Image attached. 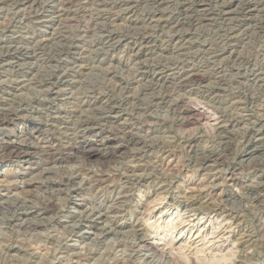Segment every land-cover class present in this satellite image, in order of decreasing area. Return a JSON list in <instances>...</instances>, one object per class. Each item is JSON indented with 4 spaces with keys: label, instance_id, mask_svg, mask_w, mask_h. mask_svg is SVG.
Instances as JSON below:
<instances>
[{
    "label": "rangeland",
    "instance_id": "obj_1",
    "mask_svg": "<svg viewBox=\"0 0 264 264\" xmlns=\"http://www.w3.org/2000/svg\"><path fill=\"white\" fill-rule=\"evenodd\" d=\"M33 1L35 2V0ZM104 1L74 0L73 7L71 6L70 11L68 10L65 14L58 10L62 8L61 4L63 5L64 0H36L38 5L33 8H30L31 5L29 4L23 5L22 0L20 2L18 0L17 2L16 0L0 2V42L2 41V45H0V100L7 101L9 106L6 108L12 111L15 108V112H18L21 117L13 124H0V141L23 145V141L20 140L22 134L29 127L39 125L41 127L48 126L44 128L45 134L47 129H50V132L59 135L60 138H64V142H68L72 137L87 136V130L85 131L82 126H79L84 117L83 120L90 121L89 128L92 127V129L97 126V128H105L107 131L109 129L113 131L116 127V129H123L124 127L136 128L135 133L142 134L141 136L147 139L149 138L150 145H154L144 150L138 149L139 147H131L132 149H129L128 152H123V155L121 154L115 160L107 162H104L98 153L89 161L83 158H76L67 162L49 165H44L43 159L39 154L29 158L1 159L0 264H264V93L262 91L259 92V90H256V92L251 88V83L245 82L240 77L235 80L236 83L233 86L235 89L226 84L220 86L215 79L196 85L197 87H181L177 85L178 81L172 79L167 85L159 84L160 86L162 85L161 88L155 91H147L144 88L148 89L150 84L141 76L142 73H145L142 71L147 72L148 70L152 72L156 70L158 64L167 66L168 63H170L168 66L172 69L175 67L179 69L191 67L199 73L211 70L216 65L215 63H217V66L222 63L220 65L222 67H232L233 62L229 53L215 59L217 62L213 60L209 66L204 67H202V64L197 63L193 56L206 47H218L221 37L226 39L235 30H238L236 28L237 23L227 22L221 24L217 20L218 24L209 23L210 25H208L206 23L199 25V27L191 25V21L189 19L185 20V16H182L181 8L183 4L187 3L190 9L192 7L195 9V4L192 3L193 0H170V2L169 0H158L157 2L156 0ZM207 1L212 4L213 8H216L213 10L218 15L216 17L219 18L220 14L222 15L221 4L215 0ZM229 1L231 0H227V2ZM260 1L262 2L263 0H234L233 10L235 9L234 11L237 13L236 17L239 18L240 16L239 19H243L242 8H245L249 3L256 4ZM222 2L226 1L222 0ZM39 5L43 7L41 8ZM155 5L156 7H154ZM35 8L39 11L38 13H36L37 10ZM103 9L105 12L102 11ZM107 10L108 13L106 12ZM162 10L164 13H162ZM42 11L45 12L42 13ZM146 11H149V13ZM59 13L63 16L59 17ZM263 15L264 13L262 15L257 13L255 19H264ZM70 18L74 19L70 21ZM159 19H162V21ZM59 21L61 22L59 23ZM96 23H98V26ZM200 26L202 27L200 28ZM57 27L66 28L62 29L63 32L61 31L65 42L60 44H58L59 42L52 43L50 46L53 48L51 49L48 46L40 56L41 58L37 59L30 55L28 58L23 57L19 60L8 58L10 54L15 53L19 49L27 53L35 51L38 45L37 42L47 39L51 31H54L55 28V30H58ZM250 27L251 25H247L241 30L244 32L249 31L247 33V42L242 44H247V47L249 44L253 46L250 47L253 52V61H255L252 71L264 70V37L257 34ZM93 28L95 31H93ZM204 29L207 34L203 32ZM114 30L117 32L115 33ZM222 30L224 31L222 32ZM137 32H142V34L139 33V35ZM109 33L115 34L116 39L108 41L109 36H111ZM85 35L86 37H84ZM179 35L185 36V39H178L177 43V41H174V36L177 38ZM187 40L191 43L189 44ZM199 41L201 42L199 43ZM55 45H58V47ZM69 45L72 46L70 47ZM59 46L62 48H59ZM186 46L187 49H184ZM67 47L68 49H66ZM180 47L184 48L181 49ZM27 49L29 51H26ZM59 49L61 50L59 51ZM49 50H51L50 53ZM192 52H194V55L191 54ZM137 53L140 54L138 55ZM188 53L190 56H188ZM224 57L225 59H223ZM141 60L145 63H142ZM139 61L141 62L139 63ZM173 61L176 62L174 63ZM152 62L153 64H150ZM178 63L179 66H177ZM141 64L145 66L142 67ZM242 70L243 74H248L251 71L245 68H242ZM235 72L238 73L237 70ZM40 78H43V80ZM139 78H141L140 81H138ZM159 79L162 80V78ZM126 81L128 83H125ZM54 82L59 84L57 83L56 85ZM174 86H177V88ZM207 86L209 89H214V87L215 90L217 89V93H215L217 97L215 94L207 95V93H204ZM231 87L236 91V95L235 91L231 90ZM161 89L163 90L161 91ZM247 89L251 94L256 93L252 95V100H247L248 96H250ZM165 90L168 92L167 95L170 94L171 96H169L171 103L157 100L164 93L166 95ZM225 90H230V92ZM148 92L150 93L148 94ZM151 93L155 95L153 96ZM173 97L177 98L176 100L178 98L190 100L191 98L196 104L199 101V105H197L204 112L211 113V118H214V115L219 116L223 112V114L229 113V106L232 103H244L243 105L246 107L244 108L243 106L242 109L235 112L236 114L234 113L236 118H243L244 121L241 120L242 123L236 127V124L232 125L233 119L230 118V121L228 118L230 122H226L225 125L229 132L227 139L224 136L222 138L217 135V132L213 129H209V131L207 129L203 132L201 124L204 121L198 118L193 125L182 127V118L173 112V104L175 103V99H171ZM14 100L17 103L21 101L20 103L22 104H17ZM90 101H92V104L86 105V102ZM135 101L136 103L134 104ZM194 103H188V106H196ZM213 107L218 109H213ZM225 108H228L229 111ZM215 110H217V113ZM24 116L26 117L24 118ZM51 129L53 130L51 131ZM234 130L236 131L234 132ZM189 136H192L191 139H195V145H197L193 149L187 144L191 140ZM87 137L89 143L93 142L92 144L99 145L96 135ZM152 138L153 140H150ZM161 143L164 144L162 145ZM224 146H230L229 151H231L228 152L230 155H228L225 164H213L210 170H206L201 163V158L204 157L201 156L203 154L205 156L211 151L213 153L217 151L216 154L222 155ZM133 150H135V153ZM233 150L237 153L235 154ZM156 165L158 166L155 168ZM233 172L235 176H232ZM130 174L133 176L136 174L135 176L141 177V182L137 185L123 184L126 181V176L133 177ZM104 178H107L106 181ZM91 180L96 182L91 183ZM60 189L64 191L63 194H60L61 196L53 194L54 191L56 192ZM124 194L126 195L125 197ZM45 196L48 197L46 198ZM190 196L199 197L200 202L197 208H201L200 212L185 210L186 202ZM49 197L51 198L50 200L53 199L52 201L57 204V209L47 216L38 215L39 212L44 211L47 205L45 203L50 201ZM46 199H48V202ZM140 201H143L145 206L140 207ZM23 204H25V208ZM216 204L218 208L215 206ZM205 205L208 208L212 207L213 211H206L208 208ZM98 206L103 207L105 216L97 217L90 214L91 208L94 210ZM22 214L25 216L23 215L20 218ZM86 215L89 218L91 217L90 223L95 224V226L83 223L82 220ZM79 219L82 223H80ZM11 222H13L12 225ZM138 228L143 229L146 234L142 230L141 233L144 236L148 237L152 233L158 238L166 239L169 243L173 240L182 239L180 242L181 247H179L181 248L180 252L175 253L176 256L175 254L173 255L175 259H173V256H170V258L169 256L165 257V255L155 254L139 247L137 241L140 235L143 234L138 232ZM244 235L250 236L251 239L249 237V242L241 245V239L245 237ZM194 245L196 246L194 247ZM196 256L200 257L198 258L200 262L196 260Z\"/></svg>",
    "mask_w": 264,
    "mask_h": 264
},
{
    "label": "bare ground",
    "instance_id": "obj_2",
    "mask_svg": "<svg viewBox=\"0 0 264 264\" xmlns=\"http://www.w3.org/2000/svg\"><path fill=\"white\" fill-rule=\"evenodd\" d=\"M2 1H6V0H0V2H2ZM11 1V0H10ZM19 2H20V0H18ZM23 1V5H31V7L30 8H33V7H36L38 4L36 3V0H35V2L33 1V0H22ZM85 1V0H84ZM104 1V0H103ZM129 1V0H128ZM135 1V0H134ZM155 1V0H154ZM154 1H153V3H154ZM158 0H156V2H157ZM181 1V0H180ZM217 3H220L221 4V10H222V15L220 14V16H219V18L218 17H216V16H218V15H216L215 14V12H214V8L212 7V4L209 2V1H207V0H193L192 1V3H194L195 4V9H193V7L190 9L189 8V6H188V4L187 3H185V1H184V3L185 4H183V6H182V8H181V14H182V16H185L184 18H185V20L187 19H189L190 21H191V25H193V26H197V27H199V25H202V24H206V23H208V25H210L209 23H217L218 21H220V23L221 24H224V23H227V22H230V23H237V27L236 28H238V30L235 32H233L231 35H229V36H227V38L226 39H224V37L222 38H220L219 40H221L220 41V44H219V46L218 47H216V48H212V47H206V48H204L203 50H200L199 52H197V54H195L194 55V52H192L191 54H193L192 56H193V58L197 61V63H199V64H202V67H204V66H209L210 64H211V62H213V60L215 61V59H218L220 56H223V55H225L226 53H229L230 54V56H231V59H232V62H233V66L232 67H222V66H220L222 63H220V65H218L217 66V63H215L216 65L211 69V70H207V71H203L202 73H199L196 69H193V68H191V67H186V68H184V69H179L178 67H175V68H171L170 66H168V64H170V63H168L167 64V66H165V65H160V64H158V67L156 68V70H154V71H152V72H150V71H148L147 70V72L146 71H142V72H145V73H142V78L144 79V80H147V83H149L150 85H149V87H148V89H146V88H144L145 90H147V91H155V90H157L158 88H161V86L159 85V84H165V85H167V83L170 81V80H174V81H178L177 82V85H179V86H181V87H186V86H196V85H201L202 83H205V82H207V81H209V80H211V79H215L216 81H218L219 82V85L221 86L222 84H226V85H230V86H234V84L236 83L235 82V80L236 79H239V77L240 78H243L244 80H245V82H248V83H251V88H253L255 91L256 90H259V92L260 91H262L263 93H264V70H254V71H252V68L254 67V63H255V61H253V58H252V54H253V52L251 51V49H250V47H253L252 45H250L249 44V46L247 47L246 45L247 44H242L243 42H247L246 40H247V33L249 32H244V31H241L244 27H246L247 25H251V29H253L254 31H256V33L257 34H260L261 36H263L264 37V19H258V20H256L255 19V15L258 13H260V15H262L263 13H264V11H262V9H264V0L261 2H259V3H256V4H254L253 2V4H247V6L245 7V8H242L243 9V15H244V17H243V19H239L240 18V16H239V18L238 17H236V11H234L233 10V8H234V5H233V3H234V0H231V1H229V2H227V0H225L226 2H222V0H215ZM224 1V0H223ZM243 1V0H242ZM255 1V0H254ZM14 2V1H13ZM16 2H17V0H16ZM73 2H74V0H64V2H63V5L61 4V6H62V8H60V9H58V10H60V12L61 13H64L65 14V12H68V10L71 8V6L73 7ZM105 2V1H104ZM116 2V1H115ZM119 2V1H118ZM126 2V1H125ZM145 2V1H144ZM147 2V1H146ZM151 2V1H150ZM168 2V1H167ZM169 2H170V0H169ZM190 2V1H189ZM214 2V1H213ZM249 2V1H248ZM85 3V2H84ZM95 3V2H94ZM98 3V2H97ZM106 3H107V1H106ZM117 3V2H116ZM120 3V2H119ZM138 3V2H137ZM142 3V2H141ZM216 3V4H217ZM21 4V3H20ZM90 4V3H89ZM96 4V3H95ZM102 4H105V3H102ZM110 4V3H109ZM108 4V5H109ZM115 4V3H114ZM134 4V3H133ZM146 4V3H145ZM152 4V3H151ZM162 4V3H161ZM166 4V3H165ZM168 4V3H167ZM177 4H178V2H177ZM176 4V5H177ZM191 4V3H190ZM14 5H15V2H14ZM42 5V4H41ZM82 5V4H81ZM92 5H93V3H92ZM98 5V4H97ZM148 5V4H147ZM157 5V4H156ZM156 5L154 6V7H156ZM240 5V4H239ZM238 5V7H240L241 8V6H239ZM16 6H17V4H16ZM40 6V5H39ZM38 6V7H39ZM60 6V5H59ZM76 6V5H75ZM79 6V5H78ZM86 6V5H85ZM102 6V5H101ZM123 6V5H122ZM128 6V5H127ZM132 6H134V5H132ZM193 6V5H192ZM217 6V5H216ZM41 7V6H40ZM43 7V6H42ZM41 7V8H42ZM82 7V6H81ZM100 7V6H99ZM104 7V6H103ZM145 7V6H144ZM148 7V6H147ZM180 7V6H179ZM40 8V9H41ZM78 8H80V7H78ZM167 8V7H166ZM44 9H45V7H44ZM43 9V10H44ZM76 9V8H75ZM113 9V8H112ZM159 9V8H158ZM161 9V8H160ZM216 9V8H215ZM35 10H37L36 8H35ZM57 10V9H56ZM76 10H78V9H76ZM84 10H86V9H84ZM127 10H128V8H127ZM220 10V9H219ZM240 10V9H239ZM34 11V10H33ZM32 11V12H33ZM41 11V10H40ZM70 11V10H69ZM72 11V10H71ZM81 11H82V9H81ZM89 11V10H88ZM102 11H104L105 12V10L103 9ZM132 11V10H131ZM134 11V10H133ZM141 11V10H140ZM30 12V11H29ZM39 11L37 10V12L36 13H38ZM43 12H45V11H42V13ZM78 12V11H77ZM87 12V11H86ZM107 13H108V10L106 11ZM110 12V11H109ZM146 12H148L149 13V11H146ZM153 12H157V11H153ZM217 12V11H216ZM241 12V11H240ZM58 13V12H57ZM61 13H59V17H62L63 15L61 14ZM124 13V12H123ZM135 13V12H134ZM152 13V12H151ZM162 13H164L163 12V10H162ZM32 14V13H31ZM77 14V13H76ZM81 14V13H80ZM178 14V13H177ZM176 14V15H177ZM34 15V14H33ZM35 15H37V14H35ZM41 15V14H40ZM89 15V14H88ZM98 15H99V12H98ZM109 15V14H108ZM136 15V14H135ZM144 15V14H143ZM163 15V14H162ZM165 15V14H164ZM241 15V14H240ZM77 16H79L78 14H77ZM84 16V15H83ZM97 16V15H96ZM100 16H102V15H100ZM99 16V17H100ZM264 16V15H263ZM27 17V16H26ZM30 17V16H29ZM57 17V16H56ZM73 17V16H72ZM80 17V16H79ZM116 17V16H115ZM139 17V16H138ZM241 17H242V15H241ZM261 17V16H260ZM28 18V17H27ZM32 18V17H31ZM97 18V17H96ZM101 18V17H100ZM112 18V17H111ZM118 18V17H117ZM133 18H135V17H133ZM69 19V18H68ZM67 19V20H68ZM72 19H74V18H70V21L72 20ZM108 19H110V18H108ZM154 19V18H153ZM168 19V18H167ZM179 19V18H178ZM78 20V19H77ZM98 20V19H97ZM112 20V19H111ZM137 20V19H136ZM159 20H161L162 21V19H159ZM163 20H164V18H163ZM166 20V19H165ZM172 20V19H171ZM176 20V19H175ZM218 20V21H217ZM44 21V20H43ZM52 21V20H51ZM64 21V20H63ZM69 21V20H68ZM138 21V20H137ZM152 22H154L153 20H151ZM158 21V20H157ZM160 21V22H161ZM61 21H59V23H60ZM65 22H67V21H65ZM111 22V21H110ZM143 22V21H142ZM151 22V23H152ZM156 22V21H155ZM159 22V23H160ZM54 23V22H53ZM69 23V22H68ZM72 23V22H71ZM102 23H104V24H106L105 22H102ZM109 23V22H108ZM131 23V22H130ZM185 23V22H184ZM97 24V26H98V23H96ZM100 24H101V22H100ZM99 24V25H100ZM110 24V23H109ZM135 24V23H134ZM162 24V23H161ZM179 24V23H178ZM180 24H182V23H180ZM187 24H188V22H187ZM218 24V23H217ZM229 24V23H228ZM59 25H62V24H59ZM64 25V24H63ZM95 25V24H94ZM145 25V24H144ZM160 25V24H159ZM158 25V26H159ZM68 26V25H67ZM104 26V25H103ZM110 26H112V25H110ZM114 26V25H113ZM154 26V25H153ZM164 26V25H163ZM178 26V25H177ZM229 27H230V25H228ZM53 27V26H52ZM64 27H66V26H64ZM63 27V28H64ZM69 27V26H68ZM100 27V26H99ZM105 27V26H104ZM106 27H107V25H106ZM165 27V26H164ZM175 27V26H174ZM202 26H200V28H201ZM204 27V26H203ZM214 27H216V26H214ZM214 27H213V29H214ZM232 27V26H231ZM62 27H57V29L58 30H55L54 29V31H51V34L47 37V39L45 38L44 40H40V41H38L37 43H38V45H37V49L34 51H32L31 53H27V52H25V51H21L20 49L17 51L16 49V51H15V53H13V54H10V56L8 57V58H12V60H19V59H21V58H23V57H26V58H28V56L30 55L31 57H35V58H37V59H39V58H41L40 56L43 54V51L48 47V46H50L52 43H54L55 44V42L56 43H58V44H60V43H62V42H65V39H64V35H61V31H62V29H63ZM109 28V27H108ZM111 28V27H110ZM152 28V27H151ZM162 28V27H161ZM185 28V27H184ZM195 28V27H194ZM207 28H208V26H207ZM207 28H205L206 30H208ZM221 28H223V27H221ZM225 28V27H224ZM64 29H66V28H64ZM68 29V28H67ZM95 29H97V27H95ZM106 29V28H105ZM112 29V28H111ZM128 29V28H127ZM129 29H130V27H129ZM133 30L134 29H136V28H132ZM193 29V28H192ZM198 29V28H197ZM196 29V30H197ZM205 29H204V31L203 32H205ZM86 30V29H85ZM99 30H101V29H99ZM108 30V29H107ZM137 30V29H136ZM144 30V29H143ZM159 30V29H158ZM187 30V29H186ZM210 31H211V29H209ZM226 30V29H225ZM233 30H234V28H233ZM247 30H248V28H247ZM246 30V31H247ZM7 31V30H6ZM66 31V30H65ZM89 31V30H88ZM93 31H95L94 30V28H93ZM101 31H105V30H101ZM113 31V30H112ZM128 31V30H127ZM132 31V30H131ZM139 31V30H138ZM141 31V30H140ZM181 31V30H180ZM179 31V32H180ZM191 31V30H190ZM202 31H201V33H202ZM209 31V32H210ZM224 30H222V32H223ZM232 31V30H231ZM63 32V31H62ZM66 32H68V31H66ZM80 32H81V30H80ZM111 32V31H110ZM114 32L116 33L117 31H115L114 30ZM164 32V31H163ZM171 32V31H170ZM196 33H197V31H195ZM214 32V31H213ZM213 32H212V37L214 36L213 35ZM253 32V31H252ZM65 33V32H64ZM105 33V32H104ZM106 33H108V32H106ZM138 34L139 33H141L142 34V32H137ZM145 33V32H144ZM178 33V32H177ZM177 33H175L176 35H178ZM185 33H187V32H185ZM194 33V32H193ZM200 33V34H201ZM206 33V32H205ZM219 33V32H218ZM229 33V32H228ZM254 34H255V32H253ZM66 34V33H65ZM68 34V33H67ZM84 34V33H83ZM110 34V33H109ZM123 34H125V33H123ZM122 34V35H123ZM135 34H136V32H135ZM166 34V33H165ZM172 34H174V33H172ZM171 34V36H173ZM182 34V33H181ZM189 35H190V33H188ZM207 34V33H206ZM210 34V33H209ZM220 34V33H219ZM253 34V35H254ZM257 34H255V35H257ZM80 35V34H79ZM111 36H109V39H108V41L110 40V41H113V40H115L116 39V36H115V34H113L112 35V33L110 34ZM126 35H129V34H126ZM134 35V34H133ZM140 35V34H139ZM175 35V36H176ZM187 35V34H186ZM194 35H195V33H194ZM218 35V34H217ZM217 35H216V37H217ZM250 35V34H249ZM251 35H252V33H251ZM254 35V36H255ZM66 36V35H65ZM72 36V35H71ZM121 36V35H120ZM123 36H125V35H123ZM135 36V35H134ZM149 36V35H148ZM151 36V35H150ZM170 36V37H171ZM175 36H174V41H177L178 39H181V40H183V39H185V36H180L179 35V37H177V38H175ZM196 36V35H195ZM198 36H199V34H198ZM200 36H202V35H200ZM204 36V35H203ZM220 36V35H219ZM226 36V35H225ZM34 37V36H33ZM81 37V36H80ZM79 37V38H80ZM84 37H86V35L84 36ZM127 37V36H126ZM130 37V36H129ZM133 37V36H132ZM146 37V36H145ZM257 37V36H256ZM260 37V36H259ZM193 38V37H192ZM251 38V37H250ZM254 38V37H253ZM67 39V38H66ZM75 39V38H74ZM129 39V38H128ZM132 39V38H131ZM135 39V38H134ZM133 39V40H134ZM139 39V38H138ZM149 39V38H148ZM160 39V38H159ZM194 39V38H193ZM195 39H197V38H195ZM218 39V38H217ZM249 39V38H248ZM70 40H72V39H70ZM118 40V39H117ZM120 40V39H119ZM137 40V39H136ZM190 40V39H189ZM189 40H187V42H189ZM199 40V39H198ZM209 40V39H208ZM251 40V39H250ZM68 41H69V39H68ZM108 41H105V42H108ZM151 41V40H150ZM171 41H172V39H171ZM195 41V40H194ZM6 42V41H5ZM35 42V41H34ZM72 43H73V41H71ZM76 42V41H75ZM80 42V41H79ZM147 42H148V40H147ZM181 42V41H180ZM186 42V41H185ZM195 42H197V41H195ZM201 41H199V43H200ZM211 42V41H210ZM213 42H214V40H213ZM248 42H249V40H248ZM261 42V41H260ZM2 43V41L0 42V45H2L1 44ZM16 43V42H15ZM18 43V42H17ZM68 43V42H67ZM136 43V42H135ZM149 43V42H148ZM152 43H153V41H152ZM172 43V42H171ZM177 43H178V41H177ZM182 43V42H181ZM191 42H189V44H190ZM204 43V42H203ZM206 43V42H205ZM208 43H209V41H208ZM217 43V42H216ZM251 43V42H250ZM253 43V42H252ZM263 43V42H262ZM9 44V43H8ZM71 44V43H70ZM170 44V43H169ZM174 44V43H173ZM197 44V43H196ZM195 44V45H196ZM36 45V44H35ZM64 45H66V44H64ZM63 45V47H65ZM176 45V44H175ZM182 45V44H181ZM184 45V44H183ZM191 45H193V44H191ZM210 45V44H209ZM212 45V44H211ZM257 45V44H256ZM5 46V45H4ZM55 46H57L58 47V45H55ZM67 46V45H66ZM70 46V45H69ZM72 46V45H71ZM70 46V47H71ZM153 46V45H152ZM168 47H169V45H167ZM188 46V45H187ZM187 46L184 48V47H182V48H184V49H187ZM10 47H12V46H10ZM20 47V46H19ZM51 47V46H50ZM49 47V48H50ZM3 48V47H2ZM1 48V49H2ZM5 48V47H4ZM9 48V47H8ZM48 48V49H49ZM53 47H51V49H52ZM59 48H62L61 46H59ZM72 48H74V47H72ZM158 48V47H157ZM163 48H165V47H163ZM167 48V47H166ZM176 48V47H175ZM181 48V47H180ZM179 48V49H180ZM181 48V49H182ZM191 48V47H190ZM6 50H7V48H5ZM4 49V50H5ZM10 49V48H9ZM29 49V48H28ZM26 50V51H29V50ZM55 49V48H54ZM66 49H68V47L66 48ZM69 49H71V48H69ZM142 49V48H141ZM174 49V48H173ZM61 49H59V51H60ZM164 50V49H163ZM170 50V49H169ZM177 50V49H176ZM188 50H190V49H188ZM196 50H199V49H196ZM196 50H194V51H196ZM253 50V49H252ZM254 50H256V49H254ZM9 51V50H8ZM12 51V50H11ZM48 51V50H47ZM50 51L51 50H49V53H50ZM58 51V50H57ZM62 51H63V49H62ZM65 51V50H64ZM138 51V50H137ZM148 51V50H147ZM150 51V50H149ZM152 51V50H151ZM156 51V50H155ZM155 51H153V52H155ZM171 51V50H170ZM191 51V50H190ZM2 52V51H1ZM4 52V51H3ZM7 52V51H6ZM5 52V53H6ZM178 52V51H177ZM59 53V52H58ZM60 53H62V52H60ZM142 53V52H141ZM162 53V52H161ZM196 53V52H195ZM57 54V53H56ZM64 54V53H63ZM71 54V53H70ZM138 54V53H137ZM140 54V53H139ZM138 54V55H139ZM147 54V53H146ZM146 54H144V55H146ZM179 54V53H178ZM3 55V54H2ZM9 55V54H8ZM45 55V54H44ZM183 55V54H182ZM184 55H186V54H184ZM5 56H7V55H5ZM49 56V55H48ZM180 56V55H179ZM188 56H190L189 55V53H188ZM228 56V55H227ZM1 57V56H0ZM86 57V56H85ZM163 57V56H162ZM50 58V57H49ZM164 58V57H163ZM186 58H188V57H186ZM227 58V57H226ZM44 59V58H43ZM47 59V58H46ZM152 59V58H151ZM168 59V58H167ZM170 59V58H169ZM178 59V58H177ZM222 59V58H221ZM223 59H225V57L223 58ZM228 59V58H227ZM226 59V60H227ZM230 59V60H231ZM4 60V59H3ZM49 60V59H48ZM154 60V59H153ZM152 60V61H153ZM156 60V59H155ZM161 61H162V59H160ZM164 60V59H163ZM166 60V59H165ZM171 60V59H170ZM180 60V59H179ZM186 60V59H185ZM229 60V59H228ZM57 61V60H56ZM142 61V60H141ZM141 61H139V63L141 62ZM181 61V60H180ZM191 61V60H190ZM221 61V60H220ZM219 61V62H220ZM224 60H222V62H223ZM45 62V61H44ZM144 61H142V63H143ZM149 62H151V61H149ZM174 62V61H173ZM176 62V61H175ZM174 62V63H175ZM193 62H194V60H193ZM215 62H217V61H215ZM49 63V62H48ZM51 63V62H50ZM59 63V62H58ZM139 63H137V64H139ZM145 63V62H144ZM147 63H148V61H147ZM165 63V62H164ZM166 63H167V61H166ZM165 63V64H166ZM173 63V64H174ZM195 63V62H194ZM223 63H225V62H223ZM150 64H153V62L152 63H150ZM186 64V63H185ZM227 64V63H226ZM7 65V64H6ZM10 65V64H9ZM160 65V66H159ZM188 65V64H187ZM196 65V64H195ZM213 65V64H212ZM64 66V65H63ZM62 66V67H63ZM141 66H142V64H141ZM143 66H145V65H143ZM142 66V67H143ZM149 66H151V65H149ZM177 66H179V63H178V65ZM192 66V65H191ZM193 66H194V64H193ZM258 66V65H257ZM81 67V66H80ZM152 67V66H151ZM153 67L155 68V66L153 65ZM196 67V66H195ZM212 67V66H211ZM210 67V68H211ZM237 67V69H235ZM261 67H263V66H261ZM140 69H142L141 67H139ZM177 68V69H176ZM242 68H245V69H250L251 71H249V73L248 74H243L242 72H241V70H242ZM21 69V68H20ZM63 69V68H62ZM146 69V68H145ZM147 69H149V68H147ZM258 69V68H257ZM14 70V69H13ZM61 70V69H60ZM64 70V69H63ZM70 70V69H69ZM235 70H237V72L238 73H236L235 72ZM200 71V70H199ZM243 71V70H242ZM247 71V70H246ZM66 72V71H65ZM170 73V74H169ZM236 73V74H235ZM55 74V73H54ZM139 74V73H138ZM29 75V74H28ZM64 75V74H63ZM140 75V74H139ZM138 76V75H137ZM39 77V76H38ZM51 77H53V76H51ZM54 78V77H53ZM134 78H136V77H134ZM159 78H162V80H160ZM37 79V78H36ZM41 80H43V78H40ZM39 79V80H40ZM51 79V78H50ZM60 79V78H59ZM140 79L141 78H139L138 79V81H140ZM34 80V79H33ZM33 80H32V82H33ZM47 80V79H46ZM45 80V81H46ZM136 80V79H135ZM160 80V81H159ZM133 81V80H132ZM149 81V82H148ZM162 81V82H161ZM216 81H215V83H216ZM40 82H42V81H40ZM49 82H50V80H49ZM59 82V81H58ZM57 82V83H58ZM60 82H62V81H60ZM134 82V81H133ZM146 82V81H145ZM211 82H213V81H211ZM34 83V82H33ZM48 83V82H47ZM55 83V82H54ZM53 83V84H54ZM57 83H55L56 85H57ZM63 83V82H62ZM124 83V82H123ZM125 83H128V81H126ZM209 84H210V82H208ZM242 83V82H241ZM43 84V83H42ZM48 84H50V83H48ZM59 84V83H58ZM144 84V83H143ZM142 84V85H143ZM172 84V83H171ZM213 84V83H212ZM216 84H218V83H216ZM243 84H244V82H243ZM37 85V84H36ZM39 85V84H38ZM45 85V84H44ZM43 85V86H44ZM147 85V84H146ZM208 85V84H207ZM240 85V84H239ZM238 85V86H239ZM40 86V85H39ZM47 86V85H46ZM144 86V85H143ZM142 86V87H143ZM172 86V85H171ZM219 86V87H220ZM41 87V86H40ZM122 87V86H121ZM125 87V86H124ZM174 87H176L177 88V86H174ZM197 87V86H196ZM204 87H206V86H204ZM209 87H210V85H209ZM214 87V86H213ZM213 87H211V88H213ZM223 87V86H222ZM232 87H231V90H233L232 89ZM247 87V86H246ZM48 88V87H47ZM170 88V87H169ZM193 88V87H192ZM200 88H202V87H200ZM218 88V87H217ZM227 88V87H226ZM229 88V87H228ZM234 89H235V87H233ZM238 88V87H237ZM244 88V87H243ZM124 89V88H123ZM163 89H164V87H163ZM163 89H161V91L163 90ZM189 89V88H188ZM194 89V88H193ZM222 89V88H221ZM220 89V90H221ZM46 90V89H45ZM177 90V89H176ZM179 90V89H178ZM181 90H183V89H181ZM199 90H201V89H199ZM198 90V91H199ZM142 91H143V89H142ZM166 91V90H165ZM164 91V92H165ZM204 91V90H203ZM226 91V90H225ZM229 92H230V90H228ZM228 91H226V92H228ZM235 90H233V92H234ZM238 91V90H237ZM158 92V91H157ZM191 92V91H190ZM201 92V91H200ZM232 92V93H233ZM247 92L249 93V91H248V89H247ZM257 92V91H256ZM150 92H148V94H149ZM153 93V92H152ZM151 93V94H152ZM156 93V92H155ZM159 93V92H158ZM162 93V92H161ZM167 91H166V95H164L163 94V96H159L158 98H157V100L158 101H161V102H168L169 101V98L171 97L170 96V94L169 95H167ZM204 93H207V95L208 94H211V95H214L215 93H217V89L215 90V87H214V89H209L208 88V86H207V89L204 91ZM241 93V92H240ZM253 93V92H252ZM144 94V93H143ZM150 94V95H151ZM188 94V93H187ZM200 94V93H199ZM221 94V93H220ZM219 94V95H220ZM246 94V93H245ZM256 93H254V94H251V93H249V95L250 96H248V98H247V100H252L253 99V96L252 95H255ZM107 95V94H106ZM111 95V94H110ZM145 95V94H144ZM153 95V94H152ZM155 95V94H154ZM153 95V96H154ZM157 95V94H156ZM161 95V94H160ZM171 95H173V94H171ZM191 95V94H190ZM203 95V94H202ZM216 95V94H215ZM232 95V94H231ZM235 95H236V91H235ZM235 95H233V96H235ZM264 95V94H263ZM102 96V95H101ZM152 96V97H153ZM170 96V97H169ZM176 96V95H175ZM185 96V95H184ZM196 96V95H195ZM198 96V95H197ZM206 96V95H205ZM87 97V96H86ZM85 97V98H86ZM91 97V96H90ZM105 97V96H104ZM181 97V96H180ZM215 97V96H214ZM216 97H217V95H216ZM236 97V96H235ZM88 98V97H87ZM93 98V97H92ZM110 98V97H109ZM143 98V97H142ZM154 98V97H153ZM195 98V97H194ZM193 98V99H194ZM228 98V97H227ZM237 98V97H236ZM1 99V98H0ZM5 99V98H4ZM111 99V98H110ZM109 99V100H110ZM126 100H127V98H125ZM155 99V98H154ZM172 100L173 99H175V105L173 104V106H174V108H173V112H174V114L175 115H177V116H180L181 118H182V127H189V126H191V125H193V123L195 122V120L198 118V119H201L202 121H204V123L203 124H201L202 125V127H201V129L202 130H204L203 132H205L207 129H208V131H209V129H213V130H215L216 132H217V135H219L220 137H222L223 138V136H224V138L226 137V139H227V136L229 135V132H228V130H227V128H226V122H230L231 121V119L230 118H232L233 119V121H232V125L233 124H236L235 126L236 127H238L242 122H241V120L242 121H244L243 120V118L242 119H239V117L238 118H236L235 116L236 115H234V113L237 111L238 112V110H240V109H242L243 108V106H244V108L246 107L245 105H243V104H241L240 102H237V103H232L230 106H229V110H228V108L226 109V110H228L229 111V113L228 112H226V114H223V113H220V112H218V113H220L219 114V116H217V115H214L213 117L214 118H211V113L209 114V113H207V112H204V110L203 109H201L198 105H199V101L197 102V104L196 103H194L193 101H192V99L190 98V100L189 99H183V98H178V100H176L177 98H171ZM210 99V98H209ZM212 99H213V97H212ZM234 99V98H233ZM255 99V98H254ZM6 100V99H5ZM8 100V99H7ZM9 100H11V99H9ZM107 100H108V98H107ZM115 100V99H114ZM241 100V99H240ZM245 100H246V98H245ZM246 100V101H247ZM261 100V99H260ZM15 101V100H14ZM87 101V100H86ZM95 101V100H94ZM111 101V100H110ZM121 101V100H120ZM119 101V102H120ZM139 101H140V99H139ZM195 101H196V99H195ZM224 101V100H223ZM239 101V100H238ZM246 101H244V102H246ZM16 102V101H15ZM21 102V101H20ZM19 101H18V103L17 104H19L20 103ZM106 102V101H105ZM115 102V101H114ZM119 102H117V103H119ZM132 102V101H131ZM153 102V101H152ZM170 103L172 102L171 100L169 101ZM168 102V103H169ZM212 102V101H211ZM217 102V101H216ZM8 103H10V102H8ZM14 103V102H13ZM87 104L86 105H91L92 104V101H90V102H86ZM136 103V101L134 102V104ZM188 103H194V105H196V106H188ZM208 103V102H207ZM212 103H214V102H212ZM211 103V104H212ZM221 103V102H220ZM257 103H258V101H257ZM20 104H22V103H20ZM23 104H24V101H23ZM26 104V103H25ZM95 104V103H94ZM109 104V103H108ZM121 104H122V102H121ZM120 104V105H121ZM157 104V103H156ZM160 104V103H159ZM162 104V103H161ZM215 104V103H214ZM246 104V103H245ZM13 106H14V104H12ZM16 105V104H15ZM85 105V104H84ZM107 105V104H106ZM140 105H141V103H140ZM165 105V104H164ZM170 105V104H169ZM169 105H167V106H169ZM172 105V104H171ZM249 105V104H248ZM9 106V104H7V101H3V100H0V124H13L14 122H17L18 121V119L19 118H21L20 117V115H19V113L18 112H15L16 111V109L15 108H13L14 109V111H12V110H8V108H6V107H8ZM18 106V105H17ZM21 106V105H20ZM82 106V105H81ZM108 106V105H107ZM137 106V105H136ZM142 106V105H141ZM140 106V107H141ZM210 106V105H209ZM213 106V105H212ZM211 106V107H212ZM113 107V106H112ZM115 107V106H114ZM118 107V106H117ZM140 107H139V109H140ZM146 107V106H145ZM207 107H208V105H207ZM206 107V108H207ZM226 107V106H225ZM228 107V106H227ZM4 108H6V109H4ZM18 108V107H17ZM48 108V107H47ZM51 108V107H50ZM107 108V107H106ZM172 108V107H171ZM214 108H216V107H213V109ZM9 109H11V108H9ZM26 109V108H25ZM52 109V108H51ZM80 109V108H79ZM79 109H77L78 111H79ZM136 109V108H135ZM137 109H138V107H137ZM170 109V108H169ZM211 109V108H210ZM216 109H218V108H216ZM220 109V108H219ZM19 110V109H18ZM22 110V109H21ZM20 110V111H21ZM109 110V109H108ZM115 110V109H114ZM212 110V109H211ZM222 110V109H221ZM220 110V111H221ZM245 110V109H244ZM49 111V110H48ZM52 111V110H51ZM82 111V110H81ZM109 111H111V110H109ZM216 111V113H217V110H215ZM219 111V110H218ZM224 111V110H223ZM67 112H69V111H67ZM73 112V111H72ZM222 112V111H221ZM242 112V111H241ZM240 112V113H241ZM83 113V112H82ZM212 113H213V111H212ZM215 113V112H214ZM228 113V114H227ZM74 114V113H73ZM78 114H79V112H78ZM81 114V113H80ZM173 114V115H174ZM236 114V113H235ZM238 114V113H237ZM69 115V114H68ZM76 115V114H75ZM70 116H72V115H70ZM82 116V115H81ZM230 116H232V117H230ZM26 116H24V118H25ZM104 117V116H103ZM134 117V116H133ZM132 117V118H133ZM176 117V116H175ZM70 118V117H69ZM77 118V117H76ZM82 118V117H81ZM84 118V117H83ZM83 118H82V123H81V125H79V123H78V125L79 126H82L84 129H85V131L87 130V136H94V135H96L98 138H97V143L99 144V145H97V144H92V143H89V141L87 140V136H76V137H72V139H69V141L68 142H64V138H60L59 137V135H57V134H54V133H52V132H50L48 129H47V132H46V134L44 133V128H46V127H48V126H43V127H41V126H32V127H29L28 129H26V131L23 133V131H22V136L20 137V140H22L23 141V145L22 144H15L14 142H1L0 141V160L1 159H5V158H29V157H31V156H35V155H40L41 157H42V162H44V165H49V164H57V163H61V162H64V161H70V160H73V159H76V158H83L84 160L86 159V160H90L93 156H95V155H98L99 154V157L102 159V160H104V162H107V161H112V160H115L119 155L121 156V154L123 155V152L125 153L126 151L128 152V150L130 149H132L131 147H139L138 149H142V150H144V149H148V148H151V147H153V145L154 144H151L150 145V141H149V138L147 139V138H145V137H142L141 135H139L138 133H135V129H133V128H131V127H124L123 129H120L119 127V125H117V126H119L118 128L119 129H114L113 131H110L111 129H109V131H107V129H105V128H95V129H92V127H90L89 128V126H90V121H85V120H83ZM228 118L230 119V121H228ZM72 119V118H71ZM86 119V118H85ZM87 119H89V118H87ZM106 119V118H105ZM134 119V118H133ZM180 119V118H179ZM64 120V119H63ZM76 121V120H75ZM91 121H93V120H91ZM56 122V121H55ZM77 122H78V120H77ZM98 122V121H97ZM177 122V121H176ZM114 123V122H113ZM132 123V122H131ZM47 124V123H46ZM100 124V123H99ZM142 124V123H141ZM40 125H42V124H40ZM43 125H44V123H43ZM54 125V124H53ZM102 126H103V124H101ZM106 125V124H105ZM104 125V126H105ZM126 125H128V124H126ZM229 125V124H228ZM227 125V126H228ZM243 125V124H242ZM49 126H51V125H49ZM95 126V125H94ZM101 126V127H102ZM107 126V125H106ZM137 126V125H136ZM180 126V125H179ZM197 126H200V125H197ZM78 127V126H77ZM109 127V126H108ZM75 128V127H74ZM81 128V127H80ZM94 128V127H93ZM111 128V127H110ZM112 128H113V126H112ZM137 129H139V128H137ZM187 129V128H186ZM237 129V128H236ZM53 129H51V131H52ZM59 130V129H58ZM198 130V129H197ZM201 130V131H202ZM210 130V131H211ZM241 130V129H240ZM239 130V131H240ZM80 131V130H79ZM141 131V130H140ZM139 131V132H140ZM236 130H234V132H235ZM138 132V131H137ZM238 132V131H237ZM241 132V131H240ZM56 133V132H55ZM63 133V132H62ZM75 133V132H74ZM78 133H81V132H78ZM84 133V132H83ZM151 133V132H150ZM209 133H212V132H209ZM239 133V132H238ZM61 134V133H60ZM77 134V133H76ZM205 134V133H204ZM235 134V133H234ZM244 134V133H243ZM63 135H65V134H63ZM75 135V134H74ZM79 135V134H78ZM216 135V136H217ZM238 135V134H237ZM249 135V134H248ZM253 135V134H252ZM194 136V135H193ZM219 136H217V137H219ZM234 136V135H233ZM242 136V135H241ZM149 137H150V135H149ZM190 137V136H189ZM192 137V136H191ZM191 137H190V139H191ZM196 137V136H195ZM246 137H247V135H246ZM67 138V137H66ZM69 138V137H68ZM188 138V137H187ZM221 138V139H222ZM230 138V137H229ZM228 138V139H229ZM238 138V137H237ZM197 139V138H196ZM230 139H232V138H230ZM150 140H153V138L152 139H150ZM187 140V139H186ZM186 140H185V142H186ZM195 139H191V140H189L188 142H187V144H188V146L191 148V149H193L195 146H197V145H195L196 143H195V141H194ZM248 140V139H247ZM249 140H250V138H249ZM248 140V141H249ZM230 141V140H229ZM251 141V140H250ZM250 141H249V143H250ZM21 142V141H20ZM96 142V141H95ZM94 142V143H95ZM151 142H155V141H151ZM220 142V141H219ZM252 142V141H251ZM156 143V142H155ZM221 143H223V142H221ZM227 143V142H226ZM231 143V142H230ZM162 144V143H161ZM164 144V143H163ZM162 144V145H163ZM186 144V143H185ZM228 144H229V142H228ZM237 144V143H236ZM248 144V143H247ZM158 145V144H157ZM224 145V144H223ZM222 145V146H223ZM226 145V144H225ZM246 145V144H245ZM97 146H98V148H97ZM186 146V145H185ZM220 146V145H219ZM155 147V146H154ZM164 147V146H163ZM225 147V146H224ZM229 147L230 146H226L223 150H224V153L221 155V154H216L217 153V151L215 152V153H213L211 150V152L210 153H208L207 155H205V156H203L204 154H203V152H202V156L201 157H204V158H201L202 159V161H201V163H202V165L205 167V169L206 170H210V168L213 166V164H215V165H217V164H219V165H224L225 164V161H227L226 159H227V157H228V155H230V154H228V152H231V151H229ZM160 148V147H159ZM168 148V147H167ZM197 148V147H196ZM235 148H236V146H235ZM234 148V149H235ZM239 148V147H238ZM161 149H162V147H161ZM233 149V148H232ZM135 150H137V149H135ZM135 150H133L134 151V153H135ZM163 150V149H162ZM190 150V149H189ZM252 150V149H251ZM256 150V149H255ZM141 151V150H140ZM147 151V150H146ZM145 151V152H146ZM193 151H195V150H193ZM196 151H198L197 149H196ZM222 151V150H221ZM234 151V150H233ZM236 151H237V149H236ZM132 152V151H131ZM141 152H143V151H141ZM200 152V151H199ZM235 152V151H234ZM251 152V151H250ZM249 152V153H250ZM98 153V154H97ZM138 153V152H137ZM140 153V152H139ZM196 153V152H195ZM221 153V152H220ZM233 153V152H232ZM237 152H235V154H236ZM234 154V153H233ZM239 154V153H238ZM245 154V153H244ZM247 154V153H246ZM196 155H198L197 153H196ZM231 157V156H230ZM194 159V158H193ZM197 159H198V157H197ZM232 159V158H231ZM8 160V159H7ZM40 161V160H39ZM152 161V160H151ZM195 161V160H194ZM199 161V160H198ZM197 161V162H198ZM147 162V161H146ZM31 163V162H30ZM155 163V162H154ZM159 164V163H158ZM197 165V164H196ZM158 165H156L155 166V168L157 167ZM160 166V165H159ZM199 166V165H198ZM253 167H255V166H253ZM202 168V167H201ZM256 168H259V167H256ZM204 169V170H205ZM203 170V169H202ZM254 170H256V169H254ZM39 171V170H38ZM260 171V170H259ZM129 172V171H128ZM43 173V172H42ZM133 173V172H132ZM131 175V174H130ZM136 175V174H135ZM134 175V176H135ZM129 176V175H128ZM128 176H126V178H125V182L123 183V184H133V185H137V184H139L140 182H141V177H139V176H135V178H134V176L133 175H131V176H133V177H128ZM142 177H143V175H141ZM232 176H235V174H234V172H233V175ZM91 177H93V176H91ZM98 177V176H97ZM147 177V176H146ZM88 178V177H87ZM94 178V177H93ZM144 178V177H143ZM235 178V177H234ZM234 178H232L233 180H234ZM90 179V178H89ZM100 179V178H99ZM105 179V178H104ZM107 179V178H106ZM106 179H105V181H106ZM231 179V178H230ZM229 179V180H230ZM97 180V179H96ZM233 180H231V181H233ZM88 181V180H87ZM92 182L91 183H93V182H96L95 180H91ZM117 183V182H116ZM96 184H98V183H96ZM102 184V183H101ZM86 185V184H85ZM84 185V186H85ZM95 185V184H94ZM93 186V185H92ZM91 186V187H92ZM132 186V185H131ZM139 187V186H138ZM87 188H89V187H87ZM119 188V187H118ZM124 188V187H123ZM122 188V189H123ZM158 188V187H157ZM125 189V188H124ZM54 190H56V189H54ZM118 190V189H117ZM141 190V189H140ZM46 192V191H45ZM53 192V191H52ZM128 192V191H127ZM256 192V191H255ZM50 193V192H49ZM63 194L64 193V191L63 190H57L56 192L54 191V195H60V194ZM121 193V192H120ZM125 193V192H124ZM44 194H46V193H44ZM127 194V193H126ZM118 195V194H117ZM261 195V194H260ZM50 196H51V194H50ZM61 196V195H60ZM126 195L124 194V197H125ZM46 197V196H45ZM48 197V196H47ZM46 197V198H47ZM54 197V196H53ZM119 197V196H118ZM122 197V196H121ZM120 197V198H121ZM128 197V196H127ZM49 200L51 199L50 197L48 198ZM48 199H46L47 200V202H48ZM116 199H118V198H116ZM53 200V199H52ZM52 200H50L48 203H45V204H47L46 206H45V209H44V211H42V212H39L38 213V215H40V216H47L48 214H50V213H52V211L53 210H55V209H57V204H55V202H53ZM56 200V199H55ZM177 200V199H176ZM263 200V199H262ZM113 201H115V200H113ZM186 201V200H185ZM44 202V201H43ZM200 201H199V197L197 198V196H190V198H188V200H187V202H186V209L185 210H187V211H191V212H196V213H198V212H200V209H198L197 208V206H198V203H199ZM113 203V202H112ZM139 203V202H138ZM28 204V203H27ZM44 204V203H43ZM42 204V205H43ZM87 204V203H86ZM209 204V203H208ZM219 204H221V203H219ZM17 205V204H16ZM20 205V204H19ZM22 205V204H21ZM24 205V208H25V204H23ZM100 205V204H99ZM120 205V204H119ZM124 205V204H123ZM44 206V205H43ZM143 206H145V203L143 202V201H140V207H143ZM213 206V205H212ZM216 207H217V204L215 205ZM220 206V205H219ZM20 207V206H19ZM205 207H206V205H205ZM204 207V208H205ZM214 207V206H213ZM44 208V207H43ZM91 208V207H90ZM139 208V207H138ZM206 208H208V207H206ZM218 208V207H217ZM220 208V207H219ZM5 209V208H4ZM7 209V208H6ZM16 209V208H15ZM20 209V208H19ZM94 209V208H93ZM107 209V208H106ZM105 209V210H106ZM23 210V209H22ZM204 210V209H203ZM29 211V210H28ZM103 211H104V209H103V207H97V208H95L94 210H92V208H91V211H90V214H92V215H94V216H102V215H104L103 214ZM119 211H121V210H119ZM206 211H213L212 210V207L211 208H208ZM21 212V211H20ZM30 212V211H29ZM17 213V212H16ZM23 213V212H22ZM105 213V212H104ZM141 213V212H140ZM182 213V212H181ZM26 214H28V213H26ZM89 214V213H88ZM89 214V215H90ZM186 214H188V213H186ZM202 214V213H201ZM23 215L24 214H22V215H20V218L21 217H23ZM123 215V214H122ZM142 215H143V213H142ZM197 215V214H196ZM17 216V215H16ZM25 216V215H24ZM85 216V215H84ZM83 216V217H84ZM105 216V215H104ZM18 218H19V216H18ZM91 218V217H90ZM90 218H89V216L88 215H86V217L85 218H83V223H85V224H89V225H91V226H95V224H93V223H90ZM221 218V217H220ZM23 219V218H22ZM78 220V219H77ZM80 220V219H79ZM204 220V219H203ZM230 220V219H229ZM14 221V220H13ZM62 221V220H61ZM107 221V220H106ZM140 221V220H139ZM79 222V221H78ZM98 222V221H97ZM227 222H228V220H227ZM77 223V222H76ZM80 223H82L81 222V220H80ZM118 223V222H117ZM186 223V222H185ZM219 223V222H218ZM236 223V222H235ZM13 224V222H11V225ZM115 225V224H114ZM113 225V226H114ZM37 227V226H36ZM181 227V226H180ZM34 228V227H33ZM219 228V227H218ZM203 229V228H202ZM237 229V228H236ZM138 230V232L140 233V234H143V233H145L144 231H143V229H141V228H138L137 229ZM141 230L143 231V233H141ZM73 231V230H72ZM136 231V230H135ZM223 231V230H222ZM108 232V231H107ZM137 232V231H136ZM199 233V232H198ZM251 233V232H250ZM139 234V235H140ZM146 234V233H145ZM152 234V233H151ZM149 235L148 237L145 235L144 236V234L143 235H140V237L138 238V241H137V243H139L138 244V246L139 247H141V248H143V249H147V250H149V251H151V252H154L155 254H160V255H165V257L167 256H169V258H170V256H173L175 253H177V252H180V250H181V248H179V247H181L180 246V242H181V240L182 239H179V240H173V241H171L170 243L166 240V239H164V238H158L157 236H154L153 234L152 235ZM248 234V233H247ZM137 235H138V233H137ZM222 235V234H221ZM220 235V236H221ZM162 236V235H161ZM198 236V235H197ZM227 236V235H226ZM241 236V235H240ZM245 236V235H244ZM184 237V236H183ZM210 237V236H209ZM213 237H215V236H213ZM217 237V236H216ZM222 237H223V235H222ZM250 236H245V237H242V239H241V245H244L245 243H247V242H249L248 241V238H249ZM218 238H220V237H218ZM224 238H226V237H224ZM223 238V239H224ZM176 239V238H175ZM249 239H251V237L249 238ZM218 241H220L219 239H218ZM222 242V241H221ZM225 242V241H224ZM234 242V241H233ZM136 244V243H135ZM184 244V243H183ZM223 244V243H222ZM141 245V246H140ZM182 245V244H181ZM196 245H194V247H195ZM188 247V246H187ZM193 247V246H192ZM191 247V248H192ZM234 247V246H233ZM185 248V247H184ZM198 249V248H197ZM200 249V248H199ZM232 249V248H231ZM183 251H184V249H182ZM190 250V249H189ZM201 250H202V247H201ZM234 250V249H233ZM238 250V249H237ZM200 251V250H199ZM248 251V250H247ZM194 252V251H193ZM197 252V251H196ZM196 252H195V254H196ZM236 253H237V251H236ZM178 254H180V253H178ZM193 254V253H192ZM202 254V253H201ZM200 254V255H201ZM198 255V254H197ZM175 256H176V254H175ZM189 256H192V255H189ZM162 257H164V256H162ZM197 257V256H196ZM172 258V257H171ZM188 258V257H187ZM198 258H200V257H197L196 258V260H198ZM173 259H175V257L173 256ZM177 260V259H176ZM200 260V259H199ZM198 260V261H199ZM194 261V260H193ZM198 261H196V262H198ZM175 262V261H174ZM182 262V261H181ZM200 262V261H199ZM194 263V262H193ZM180 264V263H179Z\"/></svg>",
    "mask_w": 264,
    "mask_h": 264
},
{
    "label": "clouds",
    "instance_id": "obj_3",
    "mask_svg": "<svg viewBox=\"0 0 264 264\" xmlns=\"http://www.w3.org/2000/svg\"><path fill=\"white\" fill-rule=\"evenodd\" d=\"M262 11H264V9H262Z\"/></svg>",
    "mask_w": 264,
    "mask_h": 264
}]
</instances>
